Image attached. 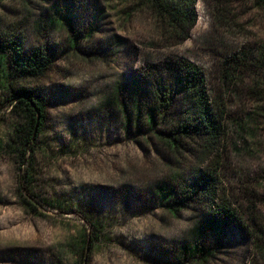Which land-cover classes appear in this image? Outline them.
Here are the masks:
<instances>
[{
  "label": "rangeland",
  "instance_id": "1",
  "mask_svg": "<svg viewBox=\"0 0 264 264\" xmlns=\"http://www.w3.org/2000/svg\"><path fill=\"white\" fill-rule=\"evenodd\" d=\"M197 13L177 44L142 0H0V34L55 49L45 75L21 84L46 111L24 160L27 122L0 85V264H264V67L224 75L235 54L264 52V2L199 0ZM178 57L204 70L225 108L208 159L195 142L173 151L167 126L148 123V91L171 81L159 67ZM198 167L217 171L245 231L197 196L159 192ZM197 240L203 255L183 257Z\"/></svg>",
  "mask_w": 264,
  "mask_h": 264
},
{
  "label": "trees",
  "instance_id": "2",
  "mask_svg": "<svg viewBox=\"0 0 264 264\" xmlns=\"http://www.w3.org/2000/svg\"><path fill=\"white\" fill-rule=\"evenodd\" d=\"M142 1L157 17V20L163 23L170 39L175 40L177 44H182L190 39L198 22L197 5L199 0ZM261 1L264 2V0ZM23 38L21 32L15 29L0 34V85L8 95L4 102L11 107L12 115L23 116L27 122L26 140L22 144V148L25 149L21 150L24 160L29 146L37 138L33 139V132L37 124V112L41 114L38 136L45 122L46 111L42 98L21 84L26 79H40L45 75L52 65V60L55 59V49L46 44L44 48L39 47L28 52ZM256 51L253 52V48L244 49L226 61L225 79L229 80V75L238 69L248 71L264 67V52ZM159 69L169 72L171 81L153 83L152 88L148 91V102L147 105L145 104L148 123L153 125L156 121H160L161 124L167 126L164 132V141L173 151L183 149L189 141L195 142L208 159L214 151L218 150L224 136L222 119L225 115V108H221L211 98L206 74L196 64L179 57L170 58ZM33 104L36 109L33 108ZM143 108L138 103L139 111ZM7 147L12 148L11 145ZM16 152L20 151L16 150ZM159 192L162 195L179 194L184 201L192 200L197 196V198L210 203L212 207H216L215 214L219 216V219L245 231L244 220L227 200L221 199L219 175L215 169L201 171L198 167L192 172L187 185L177 188L168 183L160 187ZM221 200L222 205L217 206ZM252 215L253 213L250 212L248 216L253 224L251 236L258 238L257 233L262 228ZM218 222L215 223L218 224ZM260 246L258 243L257 249ZM181 249L183 257L194 258L204 253V247L200 246L198 240L192 243V246L183 245Z\"/></svg>",
  "mask_w": 264,
  "mask_h": 264
},
{
  "label": "water",
  "instance_id": "3",
  "mask_svg": "<svg viewBox=\"0 0 264 264\" xmlns=\"http://www.w3.org/2000/svg\"><path fill=\"white\" fill-rule=\"evenodd\" d=\"M32 106L34 109H36V106L34 104ZM40 120H41V114H40V112H37V124H36V127H35L34 132H33V139H35L37 137V132H38Z\"/></svg>",
  "mask_w": 264,
  "mask_h": 264
}]
</instances>
